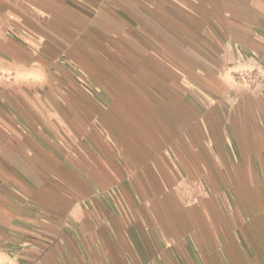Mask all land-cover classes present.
I'll return each mask as SVG.
<instances>
[{
    "label": "crops",
    "instance_id": "1",
    "mask_svg": "<svg viewBox=\"0 0 264 264\" xmlns=\"http://www.w3.org/2000/svg\"><path fill=\"white\" fill-rule=\"evenodd\" d=\"M6 78L0 264H109L84 241L125 238L127 209L161 219L177 185L166 237L198 264H264V0H0Z\"/></svg>",
    "mask_w": 264,
    "mask_h": 264
},
{
    "label": "rangeland",
    "instance_id": "2",
    "mask_svg": "<svg viewBox=\"0 0 264 264\" xmlns=\"http://www.w3.org/2000/svg\"><path fill=\"white\" fill-rule=\"evenodd\" d=\"M197 23V16L192 15L191 16V26L192 24ZM189 38L191 41V61L197 60L198 55V32L197 31H189ZM213 31H207L206 32V40H210L206 43V55L207 59H210L213 57V47H212V40H213ZM182 36V32H175V39L180 38ZM185 37V35H184ZM210 44V45H208ZM193 63V62H192ZM209 65H212V63H207V67ZM238 74V72L236 73ZM252 73H249L251 75ZM240 75L239 81L245 84L250 77L244 76L245 74ZM82 80H78V82L83 85L84 87H87L89 90L96 91L95 86L92 84L91 81L87 80L84 75ZM9 79H3V85L0 87H5V85L9 82ZM197 81V80H195ZM209 81V80H208ZM206 84V88L208 89V85L212 83ZM191 100H194L191 96ZM208 100V98H207ZM80 116V112H79ZM78 116V117H79ZM127 179L133 176H126ZM178 189L174 191H163L160 192L162 195L159 194L158 197L162 199V203L164 204L168 202V205L162 206V208H159L164 212V215H161V219L158 217L159 215L150 213V207L146 206L142 209L141 213L134 214L133 210L127 209L129 220L132 221L131 225L128 227L126 226V232L125 238L117 239L116 238H106V240L98 239V237H94V239H86L83 246H92V247H105V251L109 252L110 254V262L109 264H117V258L121 257L122 254L119 251L121 249H124L126 252L125 261L123 264H198L195 260L198 258L197 254H194L193 256L185 254V250H187L188 244L185 242L182 238H168L166 237V231H165V213L167 212L169 214V218L172 220V222L176 219H180V210L182 203H187V196L185 193L187 191L183 190L181 185H177ZM198 188H195L191 186L190 190L188 191V194L198 196L199 191ZM111 193V192H110ZM159 193L158 191L153 192V194ZM117 198V192H114L113 194H110L107 198V200H113L114 198ZM113 198V199H112ZM112 207L109 206L107 203V206H103L101 208L103 215H110L112 213ZM102 215V216H103ZM164 216V217H163ZM105 217V216H104ZM166 218V217H165ZM98 222H105V220L97 219ZM96 223V222H95ZM167 223V222H166ZM104 224H107L109 226L108 221ZM171 225V224H169ZM172 226V225H171ZM173 227V226H172ZM130 228V229H128ZM106 230V229H105ZM106 232V231H105ZM172 232V231H171ZM129 235V236H128ZM191 246V244H190ZM192 247V246H191ZM107 249L109 251H107ZM184 251V253H183ZM95 258H101L103 255H101L100 252H94ZM205 264V263H204ZM207 264V263H206Z\"/></svg>",
    "mask_w": 264,
    "mask_h": 264
}]
</instances>
